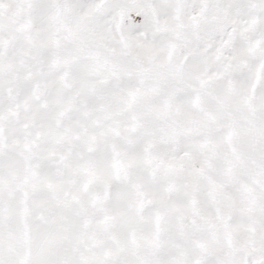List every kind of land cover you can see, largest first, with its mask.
I'll list each match as a JSON object with an SVG mask.
<instances>
[{
  "label": "snow or ice",
  "instance_id": "snow-or-ice-1",
  "mask_svg": "<svg viewBox=\"0 0 264 264\" xmlns=\"http://www.w3.org/2000/svg\"><path fill=\"white\" fill-rule=\"evenodd\" d=\"M0 264H264V0H0Z\"/></svg>",
  "mask_w": 264,
  "mask_h": 264
}]
</instances>
